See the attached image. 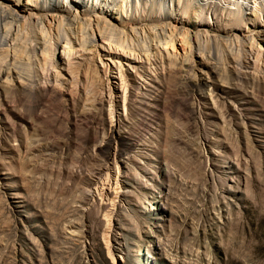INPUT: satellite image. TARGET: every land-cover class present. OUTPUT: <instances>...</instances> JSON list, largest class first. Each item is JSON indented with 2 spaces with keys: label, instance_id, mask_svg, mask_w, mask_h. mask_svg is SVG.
<instances>
[{
  "label": "rangeland",
  "instance_id": "obj_1",
  "mask_svg": "<svg viewBox=\"0 0 264 264\" xmlns=\"http://www.w3.org/2000/svg\"><path fill=\"white\" fill-rule=\"evenodd\" d=\"M101 2V9L112 4L122 22L167 11L189 23L190 34L210 16L212 32L209 40L200 32L201 45L186 55L174 41L164 45L170 27L164 37L141 27L129 39L112 34L144 50L132 62L100 35L86 53L79 44L70 48V26L51 18L27 25L26 14L12 53L0 48V63L13 59L22 76L35 77L37 94L54 97L62 112L53 115L55 130L36 132L29 118L16 129L0 107V120L11 126L0 129V264H264V34L246 35L264 28V0H90L89 6ZM207 3L214 12L207 13ZM81 28L74 31L84 42ZM200 48L217 59L216 70ZM174 69L185 85L186 76L201 79L190 90L198 129L172 119L181 131L172 134L181 140L176 146L164 144L169 110L167 95L160 97ZM222 77L239 92L227 95ZM2 82L25 84L19 75ZM199 101L210 118H196ZM227 104L237 125L227 112L212 118ZM71 122L79 138L90 136L88 143L71 146ZM137 123L143 125L136 144L126 131Z\"/></svg>",
  "mask_w": 264,
  "mask_h": 264
},
{
  "label": "bare ground",
  "instance_id": "obj_2",
  "mask_svg": "<svg viewBox=\"0 0 264 264\" xmlns=\"http://www.w3.org/2000/svg\"><path fill=\"white\" fill-rule=\"evenodd\" d=\"M13 0H0V18L2 21V27L0 28V48H4V46L11 48V53L13 50V43L20 35V27L22 26V21L25 18L26 14H28V18H26V24L27 25H37L41 26L46 23V20L48 18H51L52 20H59L62 23H66L68 26L71 27V39L67 42V46L70 45V48H75L74 46L76 44H79L82 46V52L86 53L89 49L92 47L97 46V36H101L106 42H108V46L111 52H113L116 55H120V57H126L128 60H132V62H136L137 59H142V55L144 50L137 47H132L131 45H128L126 40H120L122 37H120L121 33L123 35H126L127 39L130 37H133V35L136 36V34L139 32V27L141 28H148L147 32H150L151 34H158L156 33L158 30H160V33L162 37L166 35L168 27H170L171 30H173V33L171 34L170 38L166 37V42H163L165 46L169 45L168 40L174 41L173 48L176 49V52L183 51L186 55V52H191L193 49V44L197 47V45H201V42L199 44L200 40V32H203V34L206 35L207 40H209V34L212 32V21L209 16L208 22H202L201 25L204 28H201L200 30L195 31V33L190 34L189 30L186 29V26L189 24L186 21H183L182 19H178L174 16V14L165 12L164 15L161 16H152V17H146L145 19H135L133 16L128 19L127 22L119 21L118 18L113 16L114 11L116 8H110L112 4H109L108 7H106L107 3H105L104 6L101 5L103 2L100 3V6L97 7V5L89 6L90 0H70V1H61V0H29L27 3V6L18 9L15 7H18L19 2L22 0H15L16 2L13 4L11 3ZM173 2L174 0H165ZM97 3V2H96ZM184 9H187V5L183 3ZM204 9L207 11V13H212L215 10V6L211 3H207L204 5ZM108 12H111L110 14ZM118 15V14H117ZM236 18V17H235ZM87 25L89 26V32ZM79 29L82 27L84 33H87L86 39L84 42L81 41L80 37H77V30L74 31L75 27ZM81 28V29H82ZM170 29L168 31H170ZM43 32V29L41 30ZM116 31V32H115ZM119 31V32H117ZM258 33L259 35L264 34V28L253 30L250 33H247L246 35L251 36L252 33ZM116 35V33H120L118 35L119 38H114L116 36H112V34ZM245 33V32H244ZM16 34V35H15ZM80 34V33H79ZM139 34V33H138ZM243 34V32H242ZM241 34V35H242ZM41 35V34H40ZM81 35V34H80ZM241 35H238L241 36ZM245 35V34H244ZM167 36V35H166ZM213 36V35H212ZM161 38V37H160ZM124 39V38H123ZM126 39V38H125ZM158 39V38H157ZM168 39V40H167ZM214 40L213 37H210V40ZM41 40V37H40ZM42 41V40H41ZM40 41V45L42 42ZM104 41V42H105ZM158 41V40H157ZM237 43V41L235 40ZM61 46V42H57L55 46ZM16 45L14 44V49L17 51ZM42 46L39 47V42L36 43L35 51L37 49H41ZM171 47V48H172ZM69 48V49H70ZM172 48V49H173ZM68 49V47H67ZM201 49V48H200ZM199 49V50H200ZM197 50V49H196ZM203 50V54L205 53L208 60H215L216 63H211L212 70H216L218 68V62L216 58H213L211 56V53L207 50ZM80 52V51H79ZM81 53V52H80ZM10 54V53H9ZM9 54L7 53L6 57H9ZM191 54V53H190ZM189 54V55H190ZM127 55V56H126ZM130 55V58L128 57ZM15 56H17V53H15ZM12 57V56H11ZM131 57H134L131 59ZM5 57L1 60H5ZM16 58H14L15 60ZM7 60V58H6ZM5 60V61H6ZM0 63V88H2V92L0 94V97H2V103L0 104V107L2 108V111L7 112L10 114V116L15 120V127L19 130L20 122L26 121L28 118L31 121H34V124H30L29 129L34 130L36 132H43L44 129H48L51 131V129L55 130V120L53 115L56 114V111L62 112L61 108L58 106L56 107V99L54 97H49L45 93L37 94L38 90L40 88L39 83L35 79V77L31 75L22 76L21 72L18 70V68L14 65L13 59L9 62H2ZM17 61V60H15ZM49 62V61H48ZM17 63V62H16ZM214 64V67L213 65ZM12 74V75H11ZM5 75L12 76V78H15V75H19L20 79H23L25 84H20L19 87L13 86L10 83H3L2 80ZM227 77H222L220 79V82L226 86L227 83ZM195 81V82H194ZM199 81V82H196ZM16 84L19 83V81H15ZM186 82L187 84L183 82L182 79H180L179 72L177 69H174L172 72V75L170 78L166 79V82L163 83V91L161 92L160 97L162 98L164 94L167 95V98L165 102V106L167 107L168 111V118L169 121L167 122V134L166 138L164 139V144L176 146L178 143H180V139H176L172 137V134L178 131V133H181L179 131V128L174 124L171 123V120H177L182 126L187 127L188 129H198L197 126L192 123L193 115H195L194 112V104L192 103V94L190 90L197 91L201 87V79L196 80L192 76H186ZM194 82V83H193ZM204 84V83H203ZM22 85V86H21ZM231 87L226 86L227 91L225 93L227 95H235L237 92H239V87L234 84H230ZM215 88H218V86H214ZM196 88V90H195ZM131 91V89H130ZM205 98V97H204ZM261 106L264 105V102L261 101L259 103ZM164 105V103H163ZM197 105V114L196 118L199 120L201 117L210 118L211 116L206 113V109H210L209 107L205 106L201 101H199V104ZM227 109L225 108V112H221L220 110H217L218 116H223L224 113H229L228 116L231 117L232 124H238L237 123V117L234 114V109L231 107V105L227 104ZM72 120V118H71ZM209 123H206L208 126ZM123 125H125L123 123ZM143 123H137L135 125L137 128V131L142 129ZM135 126L133 125L131 127H128L127 134L129 135V139L135 141V143H139L141 141V132L139 131V134H134ZM0 129L5 133V131H8L11 129V126L9 124V121L7 119H1L0 120ZM64 129V127H63ZM21 131V130H20ZM83 140V141H82ZM90 140V136H85L84 138H79L76 133V129L73 127V124L71 122V128H69V143L71 146L75 145L77 142H84L85 144L88 143ZM113 138L109 139L108 142H106L105 146L112 145ZM125 139L120 140V144H125ZM109 177V175H107ZM107 180V179H106ZM108 184V183H107ZM107 189V188H106Z\"/></svg>",
  "mask_w": 264,
  "mask_h": 264
}]
</instances>
